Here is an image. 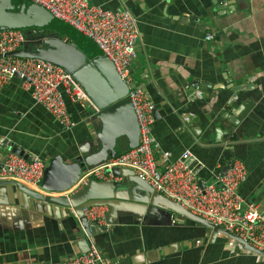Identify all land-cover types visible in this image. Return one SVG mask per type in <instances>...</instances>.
<instances>
[{"label": "crops", "instance_id": "obj_1", "mask_svg": "<svg viewBox=\"0 0 264 264\" xmlns=\"http://www.w3.org/2000/svg\"><path fill=\"white\" fill-rule=\"evenodd\" d=\"M124 1L140 31L130 81L154 103L152 145L158 168L189 149L197 182L205 187L238 159L248 172L239 192L264 215V0H241L238 7L222 10L212 0ZM89 2L121 9L120 0ZM38 39L41 35L22 47L44 46ZM64 96L73 121L70 129L36 103L14 76L0 88V138L9 140L11 151L19 146L46 162L56 154L71 162L93 153L102 145L99 111ZM119 137L109 156L128 149L126 137ZM122 178L91 176L72 188L75 192L89 186V197L100 194L106 198L100 201L111 204H102L105 216L109 214L100 224L105 228L87 233L106 264H264L262 256L226 235L211 238L193 220L151 204L133 184L97 192L94 181ZM18 196L0 186V264H65L86 252L89 239L74 214L8 200Z\"/></svg>", "mask_w": 264, "mask_h": 264}, {"label": "built area", "instance_id": "obj_2", "mask_svg": "<svg viewBox=\"0 0 264 264\" xmlns=\"http://www.w3.org/2000/svg\"><path fill=\"white\" fill-rule=\"evenodd\" d=\"M29 1L42 6L91 39L102 55L112 61L120 78L126 83L131 82L129 68L137 55L140 31L137 19L124 0H120L121 9L118 11L90 3L89 0ZM26 35V31L0 30V88L18 74L23 86L30 90L33 100L44 106L64 129H70L73 121L64 95L97 108L80 84L62 67L39 58L7 55L27 42ZM209 38L211 35L206 36V39ZM199 87V84L195 85L193 91L198 92ZM128 96L139 126L140 143L90 166L79 182L91 176L98 179L113 177L106 170L115 166L130 168L153 190L177 202L192 214L264 250V215L256 203H245L239 192V186L248 174L243 162L235 159L225 174H217L216 181L204 188L199 186L194 167L189 163L193 158L189 149L184 150L177 160L165 165L163 169L158 168L152 145L154 103L141 86L130 88ZM8 143L7 138H0V180H17L39 189L47 165L45 159L31 155L32 159L28 160L23 154L11 151ZM82 212L88 221L97 224L104 222L103 205L85 207ZM78 224L89 239L88 249L65 264H106L95 239L87 235L79 219Z\"/></svg>", "mask_w": 264, "mask_h": 264}, {"label": "water", "instance_id": "obj_3", "mask_svg": "<svg viewBox=\"0 0 264 264\" xmlns=\"http://www.w3.org/2000/svg\"><path fill=\"white\" fill-rule=\"evenodd\" d=\"M240 1L212 0V3L216 5L217 10H222V7L225 8L231 5L236 8ZM3 29L31 31L34 33L48 31V33L41 36V40L38 39V42H41L44 46H37L32 49L21 47L9 52L7 55L21 58H39L54 63L62 67L67 73H70L99 111L98 117L102 123L100 131L102 145L88 156L76 158L71 162L63 161L58 154L54 155L47 162L43 177L39 183V189L29 187L17 180H0V186H4L8 192L11 191L13 194L17 192L19 194L17 198L11 199L9 197L8 200L11 204H26L43 211L47 209L53 210L56 207L60 208V210L61 208H66L69 213L74 214L79 219L88 235L96 234L97 231L104 229L105 226L100 224L99 226L97 222L88 221L82 209L102 204H106L111 208V204L100 201L106 199L100 194H96L98 197H89V186H85L75 192H73V187L77 185L81 175L88 167L97 165L110 157L109 155L114 151L117 137V139L121 135L126 137L127 148L135 147L140 143L139 126L128 96L130 88L135 87L136 83H126L122 80L117 74L112 61L102 55L100 49L91 39L56 18L42 6L29 0H0V30ZM16 76L19 75L17 74ZM155 112L154 108L153 113ZM235 114L234 112V116ZM12 151L23 154L28 160L32 159L31 156L20 150L19 146H13ZM234 160H231L223 167L222 174H225ZM189 163L191 167H196V163L192 159L189 160ZM106 172L115 177L122 176L123 178L121 182H98L93 180L98 184L97 192H104L106 186L114 189L116 186H131L133 184L146 194L151 204H161L167 207L179 215L182 220H193L211 238L224 234L243 249L264 255V250L251 246L241 237L230 233L221 226L214 225L200 216L192 214L177 202L153 190L147 182L139 177H134L132 169L115 166L106 170ZM127 179L130 183L127 182ZM201 187H204V184ZM43 192L49 194H44ZM52 193H56V195ZM108 215L105 217H108ZM107 222L109 223L108 218ZM85 244L88 248L86 241ZM181 246L179 244V248Z\"/></svg>", "mask_w": 264, "mask_h": 264}, {"label": "rangeland", "instance_id": "obj_4", "mask_svg": "<svg viewBox=\"0 0 264 264\" xmlns=\"http://www.w3.org/2000/svg\"><path fill=\"white\" fill-rule=\"evenodd\" d=\"M39 34H40V33H34V32H31V31H27V35H26V37L28 38L27 41H29V40L32 39V38H33V41L30 40V42H34V41H36V38H37V36H39ZM39 43H41V42H39ZM254 254H255V253H254ZM258 256H262V262L264 263V255L259 254Z\"/></svg>", "mask_w": 264, "mask_h": 264}, {"label": "trees", "instance_id": "obj_5", "mask_svg": "<svg viewBox=\"0 0 264 264\" xmlns=\"http://www.w3.org/2000/svg\"><path fill=\"white\" fill-rule=\"evenodd\" d=\"M45 33H48V31H45L44 33H40L39 35H43V34H45ZM117 155V154H116ZM113 156H115V155H113ZM110 157H112V156H110Z\"/></svg>", "mask_w": 264, "mask_h": 264}, {"label": "clouds", "instance_id": "obj_6", "mask_svg": "<svg viewBox=\"0 0 264 264\" xmlns=\"http://www.w3.org/2000/svg\"><path fill=\"white\" fill-rule=\"evenodd\" d=\"M128 149H129V148H128ZM84 172H85V171H84ZM84 172H83V173H84ZM80 178H81V177H80Z\"/></svg>", "mask_w": 264, "mask_h": 264}]
</instances>
